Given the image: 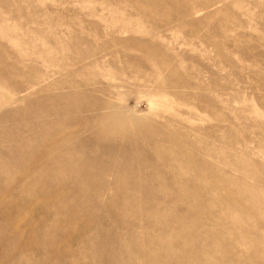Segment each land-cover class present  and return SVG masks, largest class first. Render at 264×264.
I'll return each instance as SVG.
<instances>
[{
    "label": "rangeland",
    "instance_id": "1",
    "mask_svg": "<svg viewBox=\"0 0 264 264\" xmlns=\"http://www.w3.org/2000/svg\"><path fill=\"white\" fill-rule=\"evenodd\" d=\"M0 264H264V0H0Z\"/></svg>",
    "mask_w": 264,
    "mask_h": 264
}]
</instances>
